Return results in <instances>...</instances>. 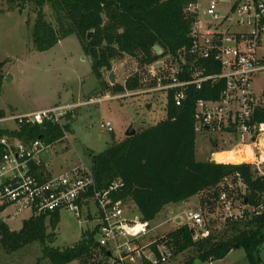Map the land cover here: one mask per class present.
Segmentation results:
<instances>
[{"label": "built area", "instance_id": "2783aa9c", "mask_svg": "<svg viewBox=\"0 0 264 264\" xmlns=\"http://www.w3.org/2000/svg\"><path fill=\"white\" fill-rule=\"evenodd\" d=\"M186 13L193 19L190 43L174 53L163 54V48L158 53L154 47L156 53L163 56L144 65L147 73L146 76L140 74L141 82L149 87L147 93H164L167 105L171 95L176 107L185 104L189 87L202 89L211 85L210 91H217V96L200 97L195 102V131L197 134L217 133L221 136L216 146L224 143L232 147L213 151L210 160L219 162L215 158L219 151L251 146L252 161L225 163L249 164L255 178L264 181V121L256 117L264 106V96H257L253 86L254 77L264 73V0H211L204 9L199 0H194ZM137 73H140L138 67L130 76ZM122 96L121 93L106 94L103 99ZM103 99L92 98L91 101ZM70 113H73L70 105H57L3 115L0 122L15 121V128H9L12 130L24 124H56L64 131L58 143L69 137L66 118ZM100 129L112 132V123L102 122ZM54 143L41 138L27 141L11 135L0 138L3 148L0 218L4 222L25 212L29 216L24 222L68 211L79 219L85 215L84 221L97 222L94 227H97V250L105 264H166L175 256L166 234L145 241L150 223L144 224L142 218L139 222L129 214L126 202L131 198H116L124 187L122 179L100 188L92 166L83 162L66 171L54 172L51 163L44 162L43 158L44 153L51 152ZM218 188L225 222L252 218L264 211V192L257 204L243 200L247 186L239 173L226 177ZM182 224L192 229L195 240L211 232L202 209H189Z\"/></svg>", "mask_w": 264, "mask_h": 264}, {"label": "trees", "instance_id": "16d2710c", "mask_svg": "<svg viewBox=\"0 0 264 264\" xmlns=\"http://www.w3.org/2000/svg\"><path fill=\"white\" fill-rule=\"evenodd\" d=\"M7 1L10 9L18 7L19 11L30 3L36 5V18L31 28L36 50H49L60 40L75 34L91 55L93 71L99 78L103 77L104 69L112 70L113 61L125 55L144 66L190 43L193 19L186 13V8L194 0ZM46 5L56 14L59 28L47 19ZM156 45L163 48L162 55L156 53ZM3 66L4 62H1L0 69ZM2 78L0 72V85ZM141 78L137 73L128 77L125 84L116 81L103 85L111 87L114 94H120L139 89ZM210 87L208 84L202 89L189 87L186 102L181 107L175 106L170 95L165 119L92 155L91 166L98 187L105 188L114 180L122 179L124 187L116 198H131L139 208L144 224L150 223L164 206L215 189L226 177L236 173L247 186L243 200L257 204L261 199L264 181L255 178L251 165L197 158L195 102L200 97L217 96V91L212 93ZM3 115L4 112L0 111V116ZM68 116L71 117V113ZM256 117L264 121V106L257 111ZM70 125H66L68 130H71ZM3 135L27 141L41 138L53 143L64 135V131L56 124L45 122L42 125L24 124L15 130L0 128V138ZM2 151L0 144V154ZM214 195L219 198L220 188ZM59 221L57 212L50 217L42 215L25 221L20 230L14 231L0 218V244L15 251L38 241L43 244L44 255L52 264H68L74 260L83 264H100L104 261H95L96 256H101L97 250V227L85 231L83 238L73 246L50 245L48 222L55 228ZM223 224L221 232H210L207 237L197 240L187 224L175 228L167 236L175 255L194 248L199 259L213 261L225 258L234 249H243L249 264H264V211L252 218L228 219Z\"/></svg>", "mask_w": 264, "mask_h": 264}, {"label": "rangeland", "instance_id": "374dc122", "mask_svg": "<svg viewBox=\"0 0 264 264\" xmlns=\"http://www.w3.org/2000/svg\"><path fill=\"white\" fill-rule=\"evenodd\" d=\"M199 2L204 9L211 0H199ZM225 6L227 7L228 4ZM44 10L47 19L59 28L53 9L46 5ZM35 18L34 3L28 4L23 11H19L18 7L10 9L7 0H0V63L4 62V66L0 69L3 76L0 85V111L7 116L57 105L71 106L73 113L71 117L66 118V122L71 124L69 137L62 142H55L51 152L43 154L44 162H50L54 172L66 171L82 162L91 166L92 155L122 142L131 126L139 132L166 118V95L160 91L147 93L149 87L145 85L146 82H142L137 90H126L121 93L122 97L103 99L106 94L117 95L113 93L111 87L105 88L103 85L105 82L112 84L109 81L111 70L103 72L102 78L97 77L92 68V57L85 51L77 35L72 34L60 40L49 50H36L31 35ZM137 67L140 74L146 76L147 69L140 66L139 62L130 55H125L113 61L112 70L116 73L117 82L125 84L126 79ZM253 86L256 95L263 97L264 73L254 77ZM92 98L103 100L91 101ZM149 104L152 107L149 108ZM107 121L112 123V132L100 129V124ZM15 126V121L0 122V128H15ZM220 136L214 132L197 134L199 160L210 158L215 150L231 149L232 145L229 144L220 143L216 146ZM90 150H94L92 155ZM224 153L217 155L218 160H221ZM217 188L218 186L187 200L164 206L150 221L145 241L168 235L170 231L183 225L182 220L177 222L176 217L185 219L186 212L192 208L202 209L211 232L216 234L221 232L225 223L222 216L224 208L218 201L219 198L214 195ZM126 203L129 214L140 222L142 215L137 205L130 199ZM28 216L29 213L25 212L16 219H7L6 223L11 230L18 231L23 227L24 220ZM84 220L85 215L79 219L68 211H62L57 227L52 228L48 222V230L51 233L50 245L64 248L77 244L83 238V233L93 229L97 224L91 219L89 222ZM43 247V244L36 241L18 250L10 251L0 244V264H52L50 259L45 257ZM101 260V256H96V263ZM68 264L83 263L74 260ZM166 264H249V262L243 249H234L223 259L202 261L198 258L197 250L190 248L176 254Z\"/></svg>", "mask_w": 264, "mask_h": 264}, {"label": "bare ground", "instance_id": "6f19581e", "mask_svg": "<svg viewBox=\"0 0 264 264\" xmlns=\"http://www.w3.org/2000/svg\"><path fill=\"white\" fill-rule=\"evenodd\" d=\"M219 153H224L223 152H217L215 155L216 160H218L217 155ZM242 160H246V161H252L253 157H252V151L250 149L249 146H244L242 148H239L237 150H230V151H225V153L222 155L221 162H242Z\"/></svg>", "mask_w": 264, "mask_h": 264}, {"label": "water", "instance_id": "95a60500", "mask_svg": "<svg viewBox=\"0 0 264 264\" xmlns=\"http://www.w3.org/2000/svg\"><path fill=\"white\" fill-rule=\"evenodd\" d=\"M92 35V32L89 33V37H91ZM156 50L158 53L161 52V47L159 45H156L155 46ZM161 63L158 64V66H160ZM103 72H107V69H104ZM109 81L112 83V84H115L116 83V75H115V71L111 70L110 73H109ZM148 107H152L151 104L148 105ZM137 133V131L134 129L133 126H131L129 128V130L127 131V136H133ZM94 153V150H90V155H92ZM182 218L180 216L177 217V222H181ZM51 240V239H50Z\"/></svg>", "mask_w": 264, "mask_h": 264}, {"label": "crops", "instance_id": "0c3cea01", "mask_svg": "<svg viewBox=\"0 0 264 264\" xmlns=\"http://www.w3.org/2000/svg\"><path fill=\"white\" fill-rule=\"evenodd\" d=\"M115 75H116V73H115ZM116 81H117V78H116ZM220 152V151H219ZM197 153H198V148H197ZM207 159V158H206ZM206 159H203V160H206ZM210 158H208L207 160H209ZM130 200H132V199H130ZM132 202L135 204V202L132 200ZM132 205V204H131ZM193 209V208H192ZM196 210H198V209H196ZM177 218V217H176Z\"/></svg>", "mask_w": 264, "mask_h": 264}]
</instances>
